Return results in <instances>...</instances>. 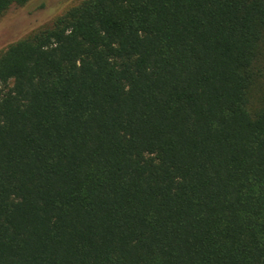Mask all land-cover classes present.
<instances>
[{"label": "trees", "instance_id": "obj_1", "mask_svg": "<svg viewBox=\"0 0 264 264\" xmlns=\"http://www.w3.org/2000/svg\"><path fill=\"white\" fill-rule=\"evenodd\" d=\"M0 264H264V0H84L1 51Z\"/></svg>", "mask_w": 264, "mask_h": 264}, {"label": "rangeland", "instance_id": "obj_2", "mask_svg": "<svg viewBox=\"0 0 264 264\" xmlns=\"http://www.w3.org/2000/svg\"><path fill=\"white\" fill-rule=\"evenodd\" d=\"M84 0H32L23 7L13 6L0 17V52L16 40L50 25Z\"/></svg>", "mask_w": 264, "mask_h": 264}]
</instances>
